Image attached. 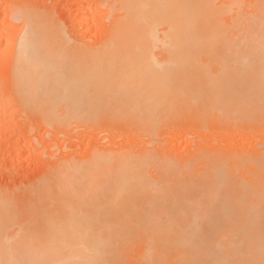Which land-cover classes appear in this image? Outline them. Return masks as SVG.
Instances as JSON below:
<instances>
[{"label": "bare ground", "instance_id": "bare-ground-1", "mask_svg": "<svg viewBox=\"0 0 264 264\" xmlns=\"http://www.w3.org/2000/svg\"><path fill=\"white\" fill-rule=\"evenodd\" d=\"M243 2L103 0L100 8L109 11L111 24L98 43L107 51L121 49L115 54L124 63L120 69L107 63L112 69L105 64L97 76L93 70L100 63L90 65L89 73L82 65L66 70L56 49L69 44L61 28L14 6L10 17L24 22L23 34L10 45L16 97L23 107L39 102L55 106L71 100L77 81L142 76L160 80L158 108L102 106L93 113L132 116L142 111L156 122L174 105L194 108L201 97L202 102L206 98L204 111L219 109L226 116L260 101L264 112V0L251 12ZM87 12L82 10L81 22ZM6 25L5 32L12 33L15 26ZM220 45L234 49L231 63H218L214 74L196 70L198 56ZM155 51L160 57H154ZM230 78L254 82H226ZM58 94L63 96L57 99ZM100 94L113 99L111 92ZM80 110L69 111L83 116ZM113 163L95 158L82 175L92 178V185L54 195L47 191L41 203L29 194L20 206L0 192V264H264V188L228 189L222 165L213 162L203 185L191 189L167 187L166 178L151 179L147 172L155 160L137 162L124 155ZM103 165L115 167V178L110 186L99 187L93 178Z\"/></svg>", "mask_w": 264, "mask_h": 264}, {"label": "rangeland", "instance_id": "rangeland-1", "mask_svg": "<svg viewBox=\"0 0 264 264\" xmlns=\"http://www.w3.org/2000/svg\"><path fill=\"white\" fill-rule=\"evenodd\" d=\"M102 1L0 0V192L12 196L18 203L25 202L29 194L34 195L33 201L41 203L47 191L54 195L61 189L92 185V178L87 176L86 179L82 175L95 158L113 163L124 155L137 162L143 158L155 160L154 168L148 167V176L156 181L166 178L167 187L191 189L202 186L213 162L222 165L228 189L264 188V112L258 108L260 101L254 106L234 109L233 114L225 116L219 109L204 111L206 98L202 102L201 97L199 105L194 108L174 105L175 113L171 108L169 115L156 116V122H149L142 111L132 116L108 112L94 114L93 111L102 106L158 108L161 95L158 88L160 80L155 78L141 76L140 79L126 80L92 76L93 79L74 84L79 87L70 92L74 93L71 100L78 98L73 102L68 97L64 103L55 106L44 102L21 105L13 84L15 59L10 45L23 34L20 33L24 22L10 17L11 9L16 6L13 10H30L60 27L69 44L56 46L59 51L52 46V50L55 49V54L58 52L60 60L66 62L65 66L69 65L65 69H79L78 66L82 65L85 67L82 70L89 73L90 67L100 63V68L93 70L96 75L91 73L97 76L103 72L101 66L105 64V69L110 70L112 66L120 69L124 63L121 56L115 54L121 49L107 51L99 44L111 24L109 11L100 8ZM222 1L225 0H217V3ZM245 1L249 3L245 4ZM259 1L244 0L243 3L251 9ZM82 10L88 11L82 18L85 23L81 22ZM5 24L15 26L14 31L6 33ZM239 49L246 50L243 47ZM233 50L220 45L209 54L199 55L196 70L205 68L214 74L219 68L218 63H231ZM154 54V57H160L158 51ZM226 82L252 84L254 81L230 78ZM104 91L111 92L113 99L106 101L101 98L100 95L104 94L100 93ZM62 96L58 94L57 99ZM75 108L85 114L79 116L69 111ZM160 161L164 164L157 165ZM113 165L100 167L98 177L96 172L92 173V176L96 174L93 185H109L115 178ZM164 165L165 171H162ZM85 182L89 183L86 185ZM20 204L23 205L22 202ZM54 208L61 210L60 206Z\"/></svg>", "mask_w": 264, "mask_h": 264}]
</instances>
